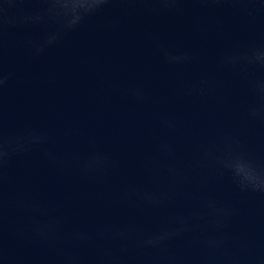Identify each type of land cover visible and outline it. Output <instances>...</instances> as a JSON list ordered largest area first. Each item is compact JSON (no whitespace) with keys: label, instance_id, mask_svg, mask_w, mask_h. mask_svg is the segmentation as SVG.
Returning a JSON list of instances; mask_svg holds the SVG:
<instances>
[{"label":"water","instance_id":"obj_1","mask_svg":"<svg viewBox=\"0 0 264 264\" xmlns=\"http://www.w3.org/2000/svg\"><path fill=\"white\" fill-rule=\"evenodd\" d=\"M0 264H264V0H0Z\"/></svg>","mask_w":264,"mask_h":264}]
</instances>
